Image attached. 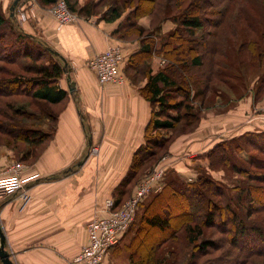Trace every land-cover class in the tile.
<instances>
[{
	"label": "trees",
	"instance_id": "obj_1",
	"mask_svg": "<svg viewBox=\"0 0 264 264\" xmlns=\"http://www.w3.org/2000/svg\"><path fill=\"white\" fill-rule=\"evenodd\" d=\"M29 1L24 0L23 6H20L21 1H18L15 10L20 7L25 8ZM36 1L42 8H48L57 0ZM72 1L66 0L72 12L78 11V14L86 16L97 13L93 8L98 3L86 7L80 6L77 9L75 2ZM155 1L136 0L133 3L132 0H110L101 14L102 19L111 21L127 11L122 23L113 32V36L120 42L138 39L141 49L128 57L124 54L120 72L135 84L146 79L140 92L150 101L152 108L151 119L144 133V142L136 148L128 171L116 188L115 201L113 200L115 207L130 195L145 171L156 165L160 157L168 152L170 141L168 131L177 128L181 122L189 123L194 120L190 101L198 96H205L212 78L216 52L219 49L217 40L206 37L203 23L206 21L211 23L214 31L208 32V35L213 36L216 35L221 21L198 15L195 12L198 0H170L162 13L156 10V6L154 7ZM181 1H188V4L177 10ZM12 2L13 0H10V6ZM9 8H4L0 3V62L17 64L31 60V63L25 65L29 73L27 76L11 73L7 78H0V96L23 95L38 106L44 104L49 115L44 118L49 122L37 123L42 113L40 111L10 105L8 107L10 109L0 110V116L5 117L0 118V133L11 139V142L16 141L17 143L10 148L20 154L18 158L20 161L31 164L51 140L59 111L66 100L67 91L59 84L65 70V62L43 42L38 34L24 30L15 16L16 11L10 15ZM85 10L90 11L84 13ZM217 12L221 18L222 12ZM143 15L152 19L154 16L158 20L149 28H144L138 22ZM165 24H170V29L162 33L161 29ZM248 25L253 27L250 32L258 39L246 38V41L241 43V47L246 52L242 61H258V68L263 69L264 48L258 43L263 40L262 37L264 38L263 29L258 32L257 28L260 25L255 21L248 22ZM238 51L240 53L241 49L238 48ZM158 55L163 57L165 63L153 73L150 62ZM206 63H208L207 70L204 69ZM261 69L258 74L257 94L264 89V70L261 72ZM7 70L8 73L11 72ZM195 77L200 80L201 85L198 89H194ZM24 119H34V123L28 124ZM19 142L23 144L22 149L18 146ZM246 146L264 155V131L245 133L214 144L207 152L200 155L206 159L207 167H194L197 173L191 180L180 178L174 174L172 168L166 166L162 188L150 192L140 202L135 219L126 231L133 229L135 223L140 222L134 233L138 234L144 224L146 227H155L160 231L155 240L149 244L147 253L143 252L146 255L136 258V262L152 264V251L160 247L164 239L169 238H165L168 234H172L171 220L181 222L183 218L188 221L184 231L189 243L194 247L195 255L206 253L211 248H218L215 241L203 237V228L222 226L221 228L228 227L231 234L227 241L231 248L227 252V257L233 259L235 255L233 263L244 264L252 258H264V223L254 218L255 214L264 211V172L255 170L264 169V160L247 153ZM234 149L238 150L240 159L245 160L244 164L230 161V154L235 151ZM245 162L249 167L245 166ZM223 166H231L234 171L243 174L246 178L240 185L233 186L234 193H229L226 188L220 187L218 182L206 172L208 169L217 171ZM162 199L166 200L163 205L164 214L157 209L162 204ZM195 211L200 213V217H196V221L191 222V216ZM207 264H222V261L214 259L209 260Z\"/></svg>",
	"mask_w": 264,
	"mask_h": 264
},
{
	"label": "crops",
	"instance_id": "obj_2",
	"mask_svg": "<svg viewBox=\"0 0 264 264\" xmlns=\"http://www.w3.org/2000/svg\"><path fill=\"white\" fill-rule=\"evenodd\" d=\"M19 1L23 6L24 0ZM0 3L10 7V0ZM46 9L33 5L32 16L21 25L38 34L65 62L59 84L67 97L47 146L31 164H22L21 175L30 180L27 200L20 193L0 200V227L14 264H70L87 241L88 222L104 212L107 199L114 200L136 148L144 142L152 114L150 101L140 92L146 79L138 84L128 77L122 84H100L87 66L90 58L109 45L121 44L126 57L140 51V40L120 42L113 36L126 10L111 21L93 13L58 28ZM139 24L149 28L143 20ZM169 29L170 24H165L161 31ZM163 63L159 56L153 57L152 72ZM255 107L247 100L232 109V124H224L232 132L229 129L224 135L235 138L264 131V111L253 113ZM221 124L206 130L199 127L169 146L167 162L175 175L189 180L196 176L194 167H207L206 159L198 156L224 139ZM94 146L97 152L93 153ZM12 163L0 157V172ZM133 235L132 230L126 232L102 264H120L117 256L123 254Z\"/></svg>",
	"mask_w": 264,
	"mask_h": 264
},
{
	"label": "rangeland",
	"instance_id": "obj_3",
	"mask_svg": "<svg viewBox=\"0 0 264 264\" xmlns=\"http://www.w3.org/2000/svg\"><path fill=\"white\" fill-rule=\"evenodd\" d=\"M28 1V0H27ZM30 3L34 5H39L36 0H30ZM264 0H198L197 1V8L195 12L205 18L210 20L220 19L221 24L217 29L216 35H208V32L214 31V27L210 25L211 23L206 21L203 23V29L206 31L205 35L209 39L217 40L218 42V50L215 58V63L213 64V74L208 86V90L205 93V96H198L190 101L192 108V113L194 115V120L188 122H181L179 123L177 128L168 131V135L170 136L169 145L170 146L176 139H178L182 135H187L191 132H196L199 127H203V129H207L208 127L212 126L213 124L222 123L221 130H222V139L232 138V136L224 135L231 127H224L225 125L232 124V109L239 105V107L245 103L247 100H250L251 104L255 107V111L253 113L261 114L264 111V89L256 93V87L258 82V74L260 73V67L258 68V61H242L243 57L246 56L245 49L241 47V43L246 41V38H257L253 33L250 31L251 27L248 25V22H257L260 26L257 28L258 32L263 29L264 32V19H263V12H264ZM75 2L76 8L78 9L80 6H90L92 3H98V5L93 8V11L97 12L98 14H102L106 6L110 3V0H76L72 1ZM133 3L136 0H132ZM170 0H156L154 3V7L156 6V10L160 13L165 11L166 7L168 6ZM188 1H181L178 6L177 10H181L184 5H187ZM40 6V5H39ZM41 7V6H40ZM49 8V7H48ZM25 9V8H24ZM86 9V8H85ZM91 9V8H90ZM10 10V9H9ZM47 10V9H46ZM92 10V9H91ZM77 11V10H76ZM90 11V10H88ZM87 10L84 13L88 12ZM194 11V8H193ZM221 11L222 15L219 18L218 12ZM15 12V9H14ZM77 18L79 16H86L80 15L77 12H72ZM174 14V13H173ZM87 17V16H86ZM152 19L149 16L143 15L139 18L143 20L144 23L151 26V24H155L158 18ZM154 20V21H153ZM154 22V23H153ZM22 27L21 23H19ZM142 26V25H141ZM261 27V28H260ZM23 28V27H22ZM255 29V28H254ZM25 30V29H24ZM204 31V32H205ZM201 32V30H200ZM39 36V35H38ZM38 36H36L38 38ZM216 36V37H215ZM251 36V37H250ZM40 39V38H39ZM258 39V38H257ZM260 45L264 48V38L262 37ZM41 40V39H40ZM256 40V39H255ZM6 45L8 43H5ZM238 48L241 49L240 53ZM245 52V53H244ZM159 58L162 60L163 57L158 55ZM155 57V56H154ZM44 58H42L43 60ZM241 60V61H240ZM26 61V60H25ZM21 61L22 63H6L0 62V78H7L10 76L11 73H18L22 75H28L27 68L25 65L30 64V61ZM165 63V61H164ZM163 63V65H164ZM264 63V62H263ZM208 63L205 64L204 69L207 70ZM9 69L11 72L8 73ZM264 70L261 69V72ZM210 71V70H208ZM240 75V76H236ZM195 82L194 89H198L201 85L200 80L195 77L193 79ZM10 105H14L16 107L23 106L24 108L28 107L33 111H40L41 116L37 123L43 121L49 122L46 120L44 116L47 115L48 111L46 106H38L36 103L32 102L30 98H27L23 95H12L9 97H2L0 96V110L2 109H10L8 108ZM54 108V107H53ZM55 109V108H54ZM254 110V109H253ZM241 111V110H240ZM0 118H5L4 116H0ZM46 120V121H45ZM188 120V119H187ZM24 121L28 124L34 123V119H24ZM209 122V123H208ZM229 131L232 132V129ZM223 139V140H224ZM8 137L0 133V157H4L6 160H12V164H28L27 162L20 161L18 158L20 154L15 152L11 149V145L16 144V141H10ZM242 140V139H239ZM244 140V139H243ZM242 140V141H243ZM238 142V140H236ZM19 147L22 149L23 144L18 143ZM233 144V143H232ZM231 144V145H232ZM235 150V149H234ZM247 153L264 160V155L258 152L257 150L249 149L247 146L245 147ZM190 153V152H189ZM232 153L234 156H232ZM230 154V161L237 162L238 164H244V159H240V154L238 150L233 151ZM169 151L163 154V156L170 157ZM189 155V154H186ZM196 156V155H195ZM192 157V156H188ZM200 157V155H199ZM198 157V158H199ZM202 157V156H201ZM193 159V158H191ZM10 166V167H11ZM245 166L249 167V165L245 162ZM201 167V165H200ZM202 168V167H201ZM256 171L264 172V169H255ZM146 172V171H145ZM208 175H210L213 179H215L220 187L226 188L229 193H234L235 190L233 188L234 185H240L242 181L246 178L243 174L234 171L231 166H223L219 170H207ZM145 174V173H144ZM165 179V178H164ZM187 180V179H185ZM164 181V180H163ZM135 188V187H134ZM133 188V189H134ZM133 191V190H132ZM237 191V189H236ZM162 199V204L158 206V211L161 214L165 213L164 202L166 200ZM217 200L220 201L219 198ZM171 201H169L170 204ZM160 204V203H159ZM172 204V203H171ZM193 203V207H194ZM118 207V206H117ZM195 215L194 217H192ZM191 216V222L196 221V217H200V213L195 211ZM258 221L264 223V211L259 212L254 215ZM198 220V219H197ZM188 222V221H187ZM185 218L181 219V222L178 220L173 221L172 223V234H168L164 239L165 241L160 244L155 251L153 250V263L152 264H207L209 260H221L222 264H235L233 263V259L235 260L236 256L227 257L228 250L231 249L229 243L227 242L230 238L231 234L229 233L228 227L221 228L222 226H205L203 228V237L205 239H211L216 242L218 248H211L206 253H200L195 255L194 247L189 243L188 236L185 234L184 228L187 226ZM194 223V222H193ZM140 223H135L134 229L136 230L137 225ZM134 231L133 229H131ZM160 231L155 227H144L141 231L135 232L133 237L136 238L131 239L126 247V250L123 251V254H120L119 260H121L120 264H141L140 261L136 262V258L141 257L143 252L148 250V246L151 242L155 240L156 235L160 234ZM133 233V232H132ZM169 233V232H168ZM164 234L162 235V238ZM160 238V239H162ZM200 240H202L199 237ZM163 251V252H162ZM232 251V250H230ZM147 253V252H146ZM159 260V262L157 261ZM155 261V262H154ZM123 262V263H122ZM244 264H264V258L256 257L252 258Z\"/></svg>",
	"mask_w": 264,
	"mask_h": 264
},
{
	"label": "built area",
	"instance_id": "obj_4",
	"mask_svg": "<svg viewBox=\"0 0 264 264\" xmlns=\"http://www.w3.org/2000/svg\"><path fill=\"white\" fill-rule=\"evenodd\" d=\"M30 2L27 9L20 8L16 12L15 16L19 23L32 16L34 4ZM47 11L55 18L58 28L77 18L70 12L66 0H57L55 4L47 8ZM123 62L124 50L122 46L113 44L90 58L87 61V66L93 71L100 84H122L125 81V77L120 72ZM91 152H97V147H92ZM168 158V156H163L156 165L148 168L130 195L118 207L114 206L112 199L106 200L104 212L96 213L88 222L86 226L87 241L70 264L103 263L109 250L120 242L134 221L140 202L150 192H156L162 188ZM22 168L23 165L17 163L7 171L0 172V200L17 193H20L23 200H27V185L30 180L22 177Z\"/></svg>",
	"mask_w": 264,
	"mask_h": 264
},
{
	"label": "water",
	"instance_id": "obj_5",
	"mask_svg": "<svg viewBox=\"0 0 264 264\" xmlns=\"http://www.w3.org/2000/svg\"><path fill=\"white\" fill-rule=\"evenodd\" d=\"M19 0H13L10 6V15L14 14V9ZM0 263L1 264H14L12 259L10 258L9 253L5 249V237L4 233L0 227Z\"/></svg>",
	"mask_w": 264,
	"mask_h": 264
}]
</instances>
